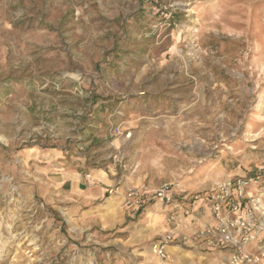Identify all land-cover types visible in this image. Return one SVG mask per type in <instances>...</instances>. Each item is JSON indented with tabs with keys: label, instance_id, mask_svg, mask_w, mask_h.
Returning a JSON list of instances; mask_svg holds the SVG:
<instances>
[{
	"label": "rangeland",
	"instance_id": "1",
	"mask_svg": "<svg viewBox=\"0 0 264 264\" xmlns=\"http://www.w3.org/2000/svg\"><path fill=\"white\" fill-rule=\"evenodd\" d=\"M237 177L264 244V0H0V264H141Z\"/></svg>",
	"mask_w": 264,
	"mask_h": 264
},
{
	"label": "built area",
	"instance_id": "2",
	"mask_svg": "<svg viewBox=\"0 0 264 264\" xmlns=\"http://www.w3.org/2000/svg\"><path fill=\"white\" fill-rule=\"evenodd\" d=\"M249 182L243 177H237L232 181L219 183L208 200L212 220L193 236L170 230L158 238L152 249L161 263L167 264L169 245L192 241L196 245L205 244L214 250L228 251V259L218 261V264H264V244H261L260 237L263 228L256 216L260 201L259 197L247 199ZM143 196L142 191L130 190L125 195V203L129 207L139 206ZM151 197L162 203L180 207V202L175 201L174 191L168 184L153 191ZM243 211L246 214L242 216ZM170 219L174 221L176 216L171 215ZM252 243H257L256 249L249 248Z\"/></svg>",
	"mask_w": 264,
	"mask_h": 264
},
{
	"label": "crops",
	"instance_id": "3",
	"mask_svg": "<svg viewBox=\"0 0 264 264\" xmlns=\"http://www.w3.org/2000/svg\"><path fill=\"white\" fill-rule=\"evenodd\" d=\"M178 211L179 218L182 220L184 216V208ZM128 209V208H127ZM133 210V209H129ZM207 212L204 216L205 218V224H208L212 220V214H211V208L209 205L206 208ZM246 212H242V216L245 215ZM203 224V223H202ZM175 224H173L174 226ZM171 230H176V227L172 229V226H168ZM181 232V231H180ZM183 244H188V241L184 242ZM184 245H179V243L171 244L168 246L167 252L169 254L170 259L173 260L172 264H218V261L226 260L228 259V251L226 250H214L209 247H207L205 244H201L198 246V250L191 251L186 250ZM190 246V244H188ZM250 248V247H249ZM251 249H254V246H251ZM224 254V255H223ZM141 264H162L160 258L153 254L151 249L148 248L144 251H140L139 256ZM167 264L169 261H167Z\"/></svg>",
	"mask_w": 264,
	"mask_h": 264
}]
</instances>
